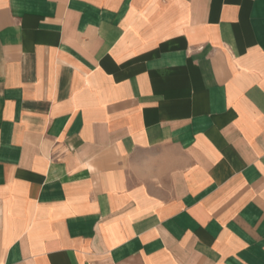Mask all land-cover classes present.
<instances>
[{"label": "crops", "instance_id": "obj_1", "mask_svg": "<svg viewBox=\"0 0 264 264\" xmlns=\"http://www.w3.org/2000/svg\"><path fill=\"white\" fill-rule=\"evenodd\" d=\"M0 264H264V0H0Z\"/></svg>", "mask_w": 264, "mask_h": 264}]
</instances>
